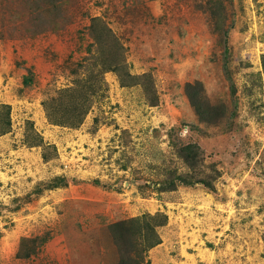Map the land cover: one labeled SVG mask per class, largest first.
I'll return each instance as SVG.
<instances>
[{
	"label": "rangeland",
	"instance_id": "1",
	"mask_svg": "<svg viewBox=\"0 0 264 264\" xmlns=\"http://www.w3.org/2000/svg\"><path fill=\"white\" fill-rule=\"evenodd\" d=\"M120 258L264 264V0H0V264Z\"/></svg>",
	"mask_w": 264,
	"mask_h": 264
},
{
	"label": "trees",
	"instance_id": "2",
	"mask_svg": "<svg viewBox=\"0 0 264 264\" xmlns=\"http://www.w3.org/2000/svg\"><path fill=\"white\" fill-rule=\"evenodd\" d=\"M158 241L154 240V242H149L148 247H152L153 245H156ZM119 264H138L135 260L132 259H124L120 258Z\"/></svg>",
	"mask_w": 264,
	"mask_h": 264
}]
</instances>
